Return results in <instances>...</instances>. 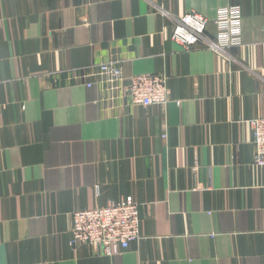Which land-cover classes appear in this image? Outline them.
<instances>
[{
	"label": "crops",
	"instance_id": "1",
	"mask_svg": "<svg viewBox=\"0 0 264 264\" xmlns=\"http://www.w3.org/2000/svg\"><path fill=\"white\" fill-rule=\"evenodd\" d=\"M225 4L0 0V264H264V167L248 124L264 117V0H229L243 47L228 61L171 41L188 13L213 38ZM108 62L166 75L168 104L96 84ZM127 197L142 219L127 251L71 245L72 213Z\"/></svg>",
	"mask_w": 264,
	"mask_h": 264
},
{
	"label": "built area",
	"instance_id": "2",
	"mask_svg": "<svg viewBox=\"0 0 264 264\" xmlns=\"http://www.w3.org/2000/svg\"><path fill=\"white\" fill-rule=\"evenodd\" d=\"M219 7L212 25L215 35H207V20L195 13L173 21L171 41L182 51H190L202 46L226 61V54L233 48H242L241 9L229 4ZM229 63V62H228ZM98 81L108 87L111 93H119L120 98L127 97L131 104L149 107L168 104L167 77L163 74L123 76L122 70L115 62H108L94 68ZM95 83L86 84L90 89ZM1 113V112H0ZM249 127L254 152L253 162L264 167V117L251 119ZM166 126L161 138L166 140ZM139 205L130 197L105 207L78 210L71 214V245L97 247L99 251L111 257L127 251L131 243L138 241L140 235Z\"/></svg>",
	"mask_w": 264,
	"mask_h": 264
}]
</instances>
